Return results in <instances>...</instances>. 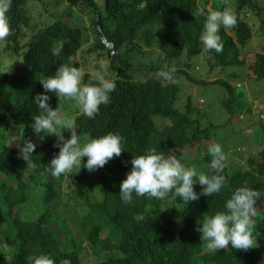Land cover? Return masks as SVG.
Segmentation results:
<instances>
[{"label": "trees", "instance_id": "obj_1", "mask_svg": "<svg viewBox=\"0 0 264 264\" xmlns=\"http://www.w3.org/2000/svg\"><path fill=\"white\" fill-rule=\"evenodd\" d=\"M31 1L44 0H10L6 13L10 34L0 40L4 49L26 50L17 69L0 76V127L6 130L14 127L18 138L25 133L26 138L37 144L33 154L35 167L19 158L17 146L7 143L0 146V237H6L13 247L7 250L0 240V264H29V256L42 253L50 255L54 264H64L65 260L69 264H87V250L99 260L97 264H264V237L248 250L229 246L209 253L197 231V221L204 214L223 210L236 188L247 184L264 194V149L249 157L246 168H231L226 160V185L221 193L201 196L189 205L171 193L162 201L133 194L128 204L119 196L120 184L131 170L133 156L152 148L165 156L175 155L186 166H192L203 154L202 160L209 166L204 173L210 174L207 148L219 141L216 127L201 126L205 112L194 106L190 97L182 105L180 79L191 70L204 68L198 63L206 59V63L208 60V64L223 71L230 67L244 68L250 81H264V50L244 55L255 33L243 17L247 8L256 14L261 19L258 35L264 36V7L254 0H70L73 6H95L91 17L94 50L107 60V78L117 85L110 94V103L101 105L95 118L77 113L74 121L78 134H87L88 140L110 132L119 134L124 150L121 156L98 169L96 177L102 195L98 200L87 196L89 209L82 216L80 228L57 216L60 234L51 228L50 204L63 194V174L53 178L46 170L59 151L53 147L57 138L45 134L39 139L33 133L30 124L33 115L39 114L33 101L44 91L40 80L54 74L61 64L80 70L79 51L86 38L82 27L62 19L34 27L27 11ZM225 8L236 15L237 24L227 30L221 26L222 53L205 51L199 36L207 13ZM4 41L6 46L2 44ZM108 43L113 44L115 55ZM53 46L61 47L59 57L52 55ZM157 48L163 55H158ZM172 69L173 78L178 81L175 84L158 75ZM237 70L229 76L239 77ZM94 75L86 71L82 82L87 83ZM216 81L229 89L231 97L225 99V104L233 110L235 86L223 78ZM49 95L51 106L58 107V98L54 93ZM64 104L62 101L61 109ZM88 172L83 167L81 174H70L71 183L83 184ZM195 188L200 191L201 186L197 184ZM32 196L34 211H25ZM170 199L175 203L174 209L184 214L182 225L164 215ZM254 220L258 221L254 222V232L264 228V197L257 202ZM105 230L106 237L102 236Z\"/></svg>", "mask_w": 264, "mask_h": 264}, {"label": "clouds", "instance_id": "obj_2", "mask_svg": "<svg viewBox=\"0 0 264 264\" xmlns=\"http://www.w3.org/2000/svg\"><path fill=\"white\" fill-rule=\"evenodd\" d=\"M9 5L10 0H0V40L10 34L6 17ZM236 24L237 17L229 9L209 10L199 36L204 50L222 53L224 45L219 35L221 26L227 30ZM51 51L53 56L59 57L61 47L53 46ZM100 67L103 72H96L87 83L82 82L81 71L68 64H61L54 74L40 80L44 91L34 98L39 114L33 115L30 127L39 139H43L45 134L57 137L53 147L59 151L46 165L47 172L53 178L71 173L74 168L81 169L82 166L89 172L96 171L113 158L121 156L124 150L123 137L111 132L82 142L76 122L61 109L62 101H72L82 115L93 119L100 112L101 105L110 103V94L116 90L117 85L114 80L107 78L106 66L101 63ZM173 73L174 69L161 71L158 75L175 84L178 81L173 78ZM93 80L97 82L93 83ZM49 93H54L58 98V107L53 108L49 103ZM63 130H68L71 137L66 138ZM16 141L19 158L26 161L28 166L35 167L33 154L37 144L26 138L25 133H21ZM207 153L211 157L210 174L199 171L195 165L186 166L173 154L165 156L158 153L155 148L133 156L130 161L131 170L120 184L121 201L124 204L132 202L133 194L162 201L171 193L175 198H181L185 205H189L198 201L201 196L212 197L221 193L226 185L224 170L227 155L219 143L210 144ZM84 157H87L86 161ZM197 184L201 186L200 191H196ZM261 197L264 194L245 184L232 192L225 201L223 210L211 215L204 214L197 221V231L205 251L215 253L229 246L237 250L256 247L259 233L254 234V218L257 215V202ZM28 260L29 264H54L51 256L43 253L29 256ZM64 264L69 262L65 260Z\"/></svg>", "mask_w": 264, "mask_h": 264}, {"label": "rangeland", "instance_id": "obj_3", "mask_svg": "<svg viewBox=\"0 0 264 264\" xmlns=\"http://www.w3.org/2000/svg\"><path fill=\"white\" fill-rule=\"evenodd\" d=\"M254 1H257L260 6L264 7V0ZM83 5L73 6L70 0L31 1L28 4L27 10L34 27H41L55 20L62 19L72 26H79L84 29L86 40L84 46L79 51V60L82 63L80 68L82 76L86 71L94 73L98 71L103 72V69L100 67L101 63L107 67V60L102 59V57L99 56V52L94 50L95 39L91 17L95 6L92 5L87 7ZM82 8L84 9L82 10ZM243 17L248 19L255 33L252 40L249 41L246 46V54L244 55L247 56L260 49L264 50V36L258 35L261 19L256 14H252L247 8ZM262 17H264V10L262 12ZM24 36L26 38L27 34H24ZM2 44L6 46L5 41L2 42ZM20 46H23V44ZM25 51L23 47L20 48L19 51H16L11 47L4 49V46H0V76L10 70L12 72L15 71L20 65L22 54H24ZM156 51L158 55L160 53L162 54V50L157 48ZM203 54H205V52H203ZM154 58H147V61H153ZM198 64L204 65V68L200 67L199 70L193 72L191 70L189 75L181 76V91L179 94V98L182 99L181 103L185 106L188 102V97H190L193 105L205 112L200 122L201 126L204 128L209 124L215 125L216 128H214V131L216 138L219 140L218 143L221 144L227 155L228 166L231 168L239 166L246 168L248 167L247 161L249 157L264 149V81H250L246 77L244 68L237 70L234 67H230L223 71L221 68L211 66V63L208 64V60L206 63V59L200 61ZM235 70H237V74L239 73V77H230L229 75ZM111 77L113 78L114 75L112 74ZM219 78H223L224 81L228 80L235 86L233 90L235 94L233 110H229L228 106L225 104V99L230 98L231 94L223 83L216 81ZM64 102L65 104L62 108L63 112L69 118L75 120L77 113L80 111L79 108L72 101ZM250 108L252 111H249ZM63 132L66 138L71 137V133L68 130H63ZM80 135L82 137V142H87L88 135ZM46 136L49 138H57L54 134H48ZM17 139V129L11 127L10 130H6L0 127V146L5 143L17 146ZM202 156L203 154L199 156V160L195 161L193 165H195L199 171L205 172L209 166L202 160ZM86 158L87 157H84V160ZM81 171H83V166L81 169L74 168L71 173L63 174L61 182L63 194L61 198L56 200V203L52 202L50 204L53 209L50 216V221L52 222L51 228L57 233L61 234V230L57 224L58 215L70 220L73 225L80 228L82 216L87 213L89 209L87 206V196H89L91 200H98L101 198L102 194L100 193L99 180L96 177L99 170L88 172L87 176L84 178L83 184L71 183L70 174H81ZM34 202L32 196L25 211H34L33 206H31ZM174 204L173 199H170L167 206L168 210L164 215L175 219L179 225H182L185 218L184 214L180 210H175ZM254 222L256 224L258 221L254 220ZM255 233H259L257 236V244H259L264 237V228L256 230L254 234ZM107 234L108 231L105 230L102 236L106 237ZM0 240L7 250H12L13 247L9 244L6 237L1 236ZM85 247L88 248V246ZM86 253L87 256L85 259L87 264L98 263L99 260H96L93 255H89L88 250Z\"/></svg>", "mask_w": 264, "mask_h": 264}, {"label": "water", "instance_id": "obj_4", "mask_svg": "<svg viewBox=\"0 0 264 264\" xmlns=\"http://www.w3.org/2000/svg\"><path fill=\"white\" fill-rule=\"evenodd\" d=\"M108 45L111 47V50H112V52H113V55H115V53H114V49H113V44H112V43H108Z\"/></svg>", "mask_w": 264, "mask_h": 264}]
</instances>
